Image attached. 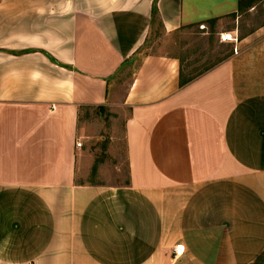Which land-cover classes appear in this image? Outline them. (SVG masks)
Masks as SVG:
<instances>
[{"label": "crops", "instance_id": "crops-1", "mask_svg": "<svg viewBox=\"0 0 264 264\" xmlns=\"http://www.w3.org/2000/svg\"><path fill=\"white\" fill-rule=\"evenodd\" d=\"M237 7L0 0V264H264V25L222 28ZM197 28L238 52L188 77L165 45ZM121 79L126 182H91L81 113Z\"/></svg>", "mask_w": 264, "mask_h": 264}, {"label": "rangeland", "instance_id": "rangeland-1", "mask_svg": "<svg viewBox=\"0 0 264 264\" xmlns=\"http://www.w3.org/2000/svg\"><path fill=\"white\" fill-rule=\"evenodd\" d=\"M203 20L204 18L198 17L196 21ZM222 24L221 27L224 29L237 30L239 38L251 31L255 32L264 25V1L247 12L242 10L235 20L233 16H228ZM201 32L203 31L197 28L195 32L182 33L165 45L171 54L179 56L184 75L188 77H197L205 73L233 53L231 46L218 42V35L215 34L217 31L212 33L205 31L206 35H201ZM123 80L118 81L121 88L111 98L112 100H109L110 106L87 108L81 113L80 131L84 134V139L80 143L91 156L89 173L91 182L110 185L126 182L122 126L127 110L119 105L124 91Z\"/></svg>", "mask_w": 264, "mask_h": 264}, {"label": "built area", "instance_id": "built-area-1", "mask_svg": "<svg viewBox=\"0 0 264 264\" xmlns=\"http://www.w3.org/2000/svg\"><path fill=\"white\" fill-rule=\"evenodd\" d=\"M200 29H203V26L199 27ZM219 38V42L223 43V44H232L233 45V54H237V44L239 42V38L236 32L234 33H222L219 34L218 36ZM76 146L78 148L81 147V143H77ZM184 252V247L182 245H178L176 246L173 250H172V258L173 260H176L178 258H180L183 255Z\"/></svg>", "mask_w": 264, "mask_h": 264}, {"label": "trees", "instance_id": "trees-1", "mask_svg": "<svg viewBox=\"0 0 264 264\" xmlns=\"http://www.w3.org/2000/svg\"><path fill=\"white\" fill-rule=\"evenodd\" d=\"M262 1H264V0H238L237 14L239 15V13H241L242 10H243V12L249 11L251 8H253L255 5L261 3ZM156 15H157L156 10L153 9V14H152L153 20L156 18ZM233 17H236V16L234 15ZM250 33H252V31L249 32L248 34H250ZM183 85H185V82L181 78L180 86H183Z\"/></svg>", "mask_w": 264, "mask_h": 264}]
</instances>
